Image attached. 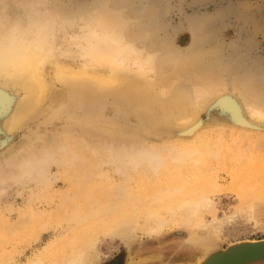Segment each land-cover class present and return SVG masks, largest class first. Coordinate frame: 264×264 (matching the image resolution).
I'll list each match as a JSON object with an SVG mask.
<instances>
[{"label": "bare ground", "instance_id": "6f19581e", "mask_svg": "<svg viewBox=\"0 0 264 264\" xmlns=\"http://www.w3.org/2000/svg\"><path fill=\"white\" fill-rule=\"evenodd\" d=\"M132 6L131 16L127 7L119 13L94 10L93 17L80 15L73 21L61 10L57 23L0 17V138L7 143L0 154L7 151L19 130L34 122L47 127L69 121L68 128L59 127L50 136L48 129L37 128L28 135L25 147L18 149L25 155L5 157L4 164L11 171L1 176L0 189L9 182L23 181L47 189L60 175L73 191L82 187L80 198L88 200L81 220H87L82 224H88L90 234L87 229L82 234L80 226L82 235L72 230L61 238L57 252L48 257L44 253L59 238L21 264H96L100 258L98 232L102 237L116 233L129 249L137 227L154 235L177 219L203 257L219 247L213 238L220 237L225 218L253 219L260 192L241 190L234 182L243 177L238 169L232 180L236 179L231 180L233 186L236 183L237 206L229 217L215 216L212 197L220 190L217 176L202 170L212 154L207 143L195 144V139L200 130L214 124L263 133L264 91L258 77L232 71L225 78L219 56L205 61L202 46L212 30L207 29V19L192 22L191 42L180 52L141 26L142 18L157 16L155 11ZM80 21L81 34L71 39L65 27ZM108 98L111 119L105 114ZM216 102L219 112L212 111ZM85 108L87 113L81 111ZM81 114L85 118L79 122ZM132 114L137 119L134 128L129 122ZM110 125L129 128L132 133L142 131L145 136L112 133L106 128ZM38 144L39 152L27 150ZM52 165L58 170L54 175L50 174ZM61 198L60 204L65 205L68 196ZM94 204L98 207L92 208ZM4 260L0 264H12Z\"/></svg>", "mask_w": 264, "mask_h": 264}, {"label": "rangeland", "instance_id": "374dc122", "mask_svg": "<svg viewBox=\"0 0 264 264\" xmlns=\"http://www.w3.org/2000/svg\"><path fill=\"white\" fill-rule=\"evenodd\" d=\"M131 1L0 0V17H4L3 20L6 21L14 18L16 22H20V20L24 22L30 17L37 20L48 19L50 23H57L58 14L61 13V10L65 12L64 16L67 17L68 21H73L79 20L80 15L86 18L93 17L94 10L96 13L108 10L119 13L127 7L129 9L127 14L131 16L134 8L132 5H135L139 6L141 11L149 10L148 12L155 11L157 13V16L149 15L145 19L142 18L141 26L153 30L156 38L160 41L169 42L175 50L180 52H184L191 42L192 22L198 21V19H207L209 22L207 29L212 30L208 31L209 38L207 40L209 42L207 41L202 46L205 59L207 57L205 61H212L219 56L222 63H220V68L225 69L223 71L225 78H228L227 76L232 71L239 75L244 72H251L254 77H258L257 82L260 84V89L264 91V0H133L136 1L135 4L130 3ZM88 20L84 22H88ZM81 26L82 21L79 24H74L71 28L65 27L66 35L71 39L78 38L82 31ZM237 59L241 63H234L238 61ZM107 101L105 114L111 119L112 103L110 98ZM218 105L217 102L213 105V112H219ZM81 111L88 112L87 108ZM132 115L129 117V122L132 124H129L134 128L137 119ZM78 117H80L79 122L85 118L83 114L78 115ZM68 123L69 121L65 119L43 127L34 122L28 128L19 130L12 138L7 151L0 154V167L2 168L0 179L1 176L2 178L3 176L6 177L11 171L10 166L7 167L4 164V158L15 153L18 157L25 155L23 150L18 149L25 147V140L34 130L37 128L43 131L48 129L47 135L50 136V133H54L59 127L68 128ZM119 124L121 123L119 122ZM106 128L110 132L120 135L124 132L145 136L142 131L141 133H132L129 128H115V125ZM4 139L3 137L0 138V148L7 144L3 143V141L6 142ZM195 140V144L198 141L207 143L209 152L212 154L207 157L206 165L202 170L204 173L213 172L217 176L220 190L212 199L214 202L213 211L218 219L229 217L237 206L238 194L236 195V189H234L237 182L241 186V190L243 189L242 191L251 189L254 190V194L260 192L258 195L260 200L255 199L256 202H254L256 212L254 211L253 219L246 220L240 215L227 219V221L226 218L224 219V227H222L221 235L218 238L222 246L239 240L264 239V132L248 133L229 127L222 128L220 125L214 124L210 129L200 130ZM40 149L41 146L38 144L33 149L31 148L32 151L27 150L36 153ZM240 157L242 159L239 160ZM256 166L259 169L256 170ZM237 169V174L239 173V176L243 177L237 179L239 181H234L236 183L233 186L231 180L236 177L234 173ZM57 171L56 167L52 165L50 174L54 175L53 173H57ZM250 178L253 180L250 181ZM25 182L19 184L9 182L0 189V262L5 259L4 261L10 260L12 264H21L34 253L42 251L52 240L56 238L61 240L67 234L71 235L72 230L79 231L80 226L83 227V232L80 230L78 234L81 232L84 234L85 229H87L86 233L90 234L88 224L84 225L87 220H81L84 217V211L88 210V200L85 201V199L80 198L81 193L79 191L80 189L82 191V187L77 188L79 191L75 190L76 188L73 191V187L66 184L67 181L64 180V176L60 175L47 189L35 187L31 182ZM62 196L69 198L65 205L60 204ZM68 201L71 202L68 204ZM97 204H94L92 208L98 207L99 204L98 206ZM205 217L210 219L208 214H205ZM141 222L142 220H139L140 224ZM136 229V238L129 249L125 248L116 233H113L112 236L106 237L104 235L102 237V233L98 232L96 238L99 242L96 243L98 246V248L96 246V251L100 258L96 264L110 263L118 255L121 257L119 264H127L130 259V264H198L201 256L199 248L192 245L193 241L188 240L189 231L180 225L178 219L168 221L162 230L154 235L144 233L140 227ZM60 240L51 249L44 252L47 257L60 249L58 245L59 242H62Z\"/></svg>", "mask_w": 264, "mask_h": 264}, {"label": "water", "instance_id": "95a60500", "mask_svg": "<svg viewBox=\"0 0 264 264\" xmlns=\"http://www.w3.org/2000/svg\"><path fill=\"white\" fill-rule=\"evenodd\" d=\"M213 240L218 243L219 247L210 250L203 257L201 254L198 264L264 263V241H259L260 239L256 240L255 243H247L249 242L248 240H239L226 246H222V243L217 238H213Z\"/></svg>", "mask_w": 264, "mask_h": 264}, {"label": "flooded vegetation", "instance_id": "af4514ba", "mask_svg": "<svg viewBox=\"0 0 264 264\" xmlns=\"http://www.w3.org/2000/svg\"><path fill=\"white\" fill-rule=\"evenodd\" d=\"M120 255H118L117 258H115V260L111 261L110 263H107V264H119V261H120Z\"/></svg>", "mask_w": 264, "mask_h": 264}]
</instances>
